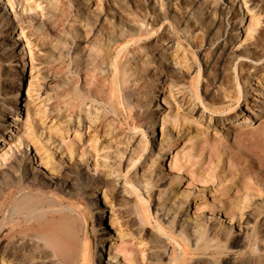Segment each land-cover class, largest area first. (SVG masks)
I'll list each match as a JSON object with an SVG mask.
<instances>
[{
    "label": "rangeland",
    "instance_id": "1",
    "mask_svg": "<svg viewBox=\"0 0 264 264\" xmlns=\"http://www.w3.org/2000/svg\"><path fill=\"white\" fill-rule=\"evenodd\" d=\"M10 1L13 3V7L9 5L8 0H0V14L10 19L13 27V33L9 34V27L1 26L0 21V37L3 34L7 37L6 39L0 38V105H7L6 101L11 97V92L17 89L15 88L17 73H21L22 70L24 72L19 95V97L22 96L20 101L22 105L18 106L17 119H10L12 122L10 129L6 132L7 135L3 136L4 139H0V171L7 172L6 165L15 157H20L22 153L24 160H28L30 164L32 176H44L46 180L53 178V175L39 163V157L36 154L39 149L40 153L45 151L44 154L56 166L58 165V168L62 169L63 174L72 177L67 179L74 185L70 188L72 189L71 196L66 194L67 196L58 197L65 205H72L75 211L73 213L64 211V218L58 221L60 224L57 222L51 226L54 231H50L49 236L53 233L59 238H57L58 242H66L65 235H67L70 226L66 224H70L71 221L75 225V222L78 221L75 226L79 232L76 244L81 242V245H76V249L80 251L78 256H81V258L77 256L76 263L79 264H83V256L86 257L87 264H91L93 258L94 261L97 259L99 252L102 253V264H107L109 263L108 251L119 245L132 250L135 255L134 264H245L247 259V261L249 259L251 261L256 258L258 254L254 248H251L254 246L251 236L258 232L264 234L263 219L259 218L258 221L251 217L244 220L240 219L238 213H233V215L229 213L227 201L233 198L235 186L229 187V185L231 186L228 179L230 176L225 179L224 173L227 168L226 157L230 156L231 152H240L250 160V153L256 149L254 139L249 142L245 141L243 146L233 141L234 130L237 128L238 122L244 126L246 124L245 131H249L259 123V117L264 116V0H65V2L62 0L68 6H70L69 3L79 5L85 15L82 25L86 24L85 26L92 31L99 30L95 33L96 36L94 35L97 39V43H94L107 48L106 50L103 47L106 50L104 59L108 57L109 60L115 61L117 58L124 62L122 53L118 56L115 46L116 43L123 42V39H118L120 37L119 30L125 31L129 28L135 33L145 32L141 36V40L129 42L131 44L129 50L143 49L150 56L149 63L146 65L147 77L146 74L143 75L146 81V98H144L145 95H142L137 102H133V107L135 106L133 109L126 107L121 87H118L120 94L118 91L110 89L112 76L103 74L104 70L107 71L108 59L104 60L103 65L98 59L99 55H96L98 58L95 61L92 60L93 49L89 54L88 52L87 54L86 52H81L79 55L74 54L76 45H81L84 42L82 29L85 28L83 26L79 24L72 28L68 25L64 28L55 26L47 16L46 1L44 0H38L41 6L31 11H22L20 4L16 3L22 2V0ZM33 1L35 0H24V5L32 4ZM256 13L260 14L258 24L254 28L252 27L251 34L255 36L261 31V43L257 48H254L251 44L253 38L248 36L250 32H246V29L250 18L258 15ZM29 20L32 21L31 30L33 32L28 28L21 31L23 25L27 24ZM137 21H144L145 24L136 23ZM153 29L154 34H147ZM112 30H115V36L110 33ZM159 35H164L160 38L161 40H158ZM223 42H226L225 46L221 47ZM5 43L16 44L13 49V51L15 50L14 60L20 59L22 53L23 63L10 58L8 52L3 50ZM62 45L64 46L62 47ZM22 48L23 50H21ZM68 50L70 56L66 55ZM252 58H261V60L252 61ZM254 62L257 65V78L250 77L243 86L241 79L247 77L246 69L251 67V64L254 65ZM234 64L237 65L238 82L243 88V93L246 91L239 103L235 104H233V99H230L237 89L233 73ZM239 66L243 67L242 72ZM90 72L98 78L96 87L99 90L95 87L85 86L90 89V93H87V89L84 88V74ZM98 74H101L102 79ZM104 78L106 79L104 80ZM218 78H220L222 86H219ZM106 81L108 82L107 89H109L107 94L101 90L100 86L102 83L106 85ZM160 85L163 86V90L154 93L155 98L147 93L150 87V89H155ZM172 86L174 87L172 88ZM92 88L95 90L93 91ZM99 92L101 95L98 94ZM193 95L198 97L206 107L207 117H212L207 136H205L207 132L204 130V125L202 126L203 122L197 124L194 118L196 116L199 118L198 114L190 111L193 108L192 103L197 104L193 100ZM157 105L165 110L170 108L172 112H178L181 118L180 123L175 127L170 123H165L163 126L165 129L156 125L158 139H155L153 144L161 145V151L167 149V144H170L169 156H166V159H161L156 155L155 146V150L150 149L152 127L149 117H158L160 119L158 123L162 122ZM78 106L81 108L76 109ZM82 109L90 110L89 115L98 118L95 124L93 121L96 119L89 121L91 116L89 120L85 121V115H82V113L85 114V111ZM217 109H219L218 111L225 109V111L213 113ZM66 111L67 113H65ZM76 113L80 114V122L76 118ZM234 116L238 122L234 124L223 122L225 118L233 119ZM183 117L185 118L182 119ZM132 124L136 129H133ZM10 131H13L15 135L10 134ZM198 132L203 133L204 138L202 134H200L201 136L197 134ZM17 133L24 144H28V148L22 145L19 148L20 152L12 142V140L16 141ZM133 134L134 136H132ZM191 136L194 137L189 142L187 139L192 138ZM195 136L197 137L195 138ZM199 137L202 138L201 140H208L210 145L217 143L214 148L215 152L217 151L216 154L220 158L222 157L220 163L217 159H213V163L209 164L206 155H202V160H197L199 162L196 164L197 167L204 162L200 166L201 168L197 167V169L214 172L215 175L212 176L214 178L200 176L194 171L195 169L190 173L184 163L178 168H169L168 162L172 155L178 152V157L183 162L182 155H185L192 145L197 146L202 143V141L201 143L198 141ZM34 142L36 147L33 146ZM192 142L198 144H192ZM247 143L254 144L255 149L253 145L248 147ZM144 144H146L145 149H143ZM196 151L191 153H196ZM151 156L152 158H150ZM125 157L139 159L136 168L129 171L130 174L128 173L127 178H120L122 180L118 182L125 184V180L128 178L133 179L138 188L135 193H141L145 197H147L145 191L149 190L151 198L148 206L137 202L136 194L133 193V195L132 191L130 192L129 185H126V195L129 191L128 197L121 195L120 189H118L119 192H113L115 193L113 197L115 199H113L107 194L103 195L105 188L102 189L103 193L98 192L95 188L93 190V187L78 173L80 169L85 168L88 174L96 177L101 174V171L107 174L108 170L117 169L120 164V172L125 174L126 170L122 166L123 164L127 165L123 161ZM221 167L223 172L219 170ZM256 170L255 167L254 171ZM150 179L151 185L144 183L150 182ZM52 180L56 181V179ZM67 180L63 181L68 184ZM258 180L264 183L263 173L259 175ZM225 187L229 193L225 191ZM158 191L163 192L159 201L156 200ZM91 192L96 194L98 197L96 199L97 206L105 213L103 228L109 233V240L113 246H110L109 240L102 244L101 241L105 239V236L91 222L90 216H93V211L95 212L89 203L91 202L89 198L92 195ZM222 192L227 194L226 197L224 196L225 198L222 196ZM254 203L262 204L263 202L262 200L257 201V196L252 195V198L249 197L248 203H244V205L249 206ZM157 204L163 205L161 207ZM156 207L159 210L156 211ZM249 211H251V207L244 210V218ZM164 212H166L168 220L160 219L162 213L165 215ZM59 214H55V218ZM117 214L120 215L121 220H117V226L112 229V226L109 225L110 218ZM80 215L87 223L84 231L79 228ZM147 215L149 218L146 217ZM209 215L217 217L220 220L219 224L216 222L211 225L203 218ZM132 216L137 218L136 221H131L130 217ZM169 220L174 222L170 223ZM121 222L125 224H122V227ZM159 224H163L168 233L171 230L175 231L173 233H177L182 226L186 232L188 230L187 234L191 241L198 235H202L203 241L198 242L200 243L198 251L194 250L195 246L192 247L190 242L185 243L181 238H175L179 239L177 241H181L187 255L185 259L173 261V249L177 253H180L181 249L176 242L169 238L156 241V234L161 233L158 231ZM170 225H172V229ZM6 233L7 230L0 234L1 243L8 239L5 238ZM53 234V240L54 238L56 240ZM58 242L56 244L59 245ZM102 245L104 246L103 250ZM86 247L87 249H85ZM116 256L121 262V255ZM68 258L69 256L63 259V263L61 261L53 263L71 264L72 261L67 260ZM81 261L82 263H80ZM0 264H5V262L0 259ZM122 264L127 263L122 262Z\"/></svg>",
    "mask_w": 264,
    "mask_h": 264
},
{
    "label": "bare ground",
    "instance_id": "2",
    "mask_svg": "<svg viewBox=\"0 0 264 264\" xmlns=\"http://www.w3.org/2000/svg\"><path fill=\"white\" fill-rule=\"evenodd\" d=\"M44 1H46V11L48 14L47 16L50 18L49 20H51V22L54 23L55 26H60V27L64 28L65 26L68 25L72 28L73 26L79 24V25L83 26V28H85V29H82L84 31V34L82 36V38L84 39L83 40L84 42L81 45H79V44L76 45V52L74 54L79 55V53H81V52H83V53L86 52V54L88 52V54H89L93 49L94 54H92V52H91L92 60L95 61L98 58L97 56L99 55L100 58H98V59L101 60V64L103 65L104 60L108 59V57H106L104 59V56H105L104 51H106L107 48H105L103 46L106 49L105 50L103 47H101V44H96L97 39L95 38V36H96L95 33H97L99 30L97 32L94 30L92 31L87 26H85L86 24L82 25V22H83L82 19H84L85 15L83 14L79 5H77L76 3L75 4L69 3L70 6H68L66 3H64L65 0H63L64 2L62 0H44ZM8 2L10 3L9 5L11 7H13V3L10 0H8ZM16 3H18V5L20 4V8L22 9V11H24V10L25 11H31V10L37 9L41 6V4L38 0L33 1L32 4L27 3L26 6L24 5V0H22V2L18 1ZM162 5L163 4L161 2V6ZM256 14H258V13H256ZM259 15L260 14L256 15L255 17L253 16L250 18L249 25L246 29V32H248V33L250 32L248 34V36L253 38V41L251 44L254 48H257L259 46V44L261 43V35H260L261 31L258 32L257 35H255V36H252V34H251L252 27L254 28V26H256L258 24ZM0 21H1V26L5 25V27L6 26L9 27V29H10L9 34H12L13 33V27L11 26L10 19L8 17H5L2 14H0ZM136 23L145 24L144 21L143 22L137 21ZM31 24H32V21L29 20L27 24L25 23V25H23L24 27L21 28V31H23L24 28H28L29 30H31L32 29ZM147 25H149V24H147ZM88 26H89V23H88ZM60 27H59V29H62ZM92 28H94V27H92ZM61 32H64V31L61 30ZM114 32H115V30H112V32H110V33H112V35L115 36ZM164 32H165V29H164ZM185 32H188V31H185ZM143 33H145V32L135 33L132 30H130L129 28H127L125 31L123 29L119 30V36L120 37L118 36L119 37L118 39L119 40L123 39L122 41L126 42V43L125 44H122L123 42L119 43V44L116 43L115 46H116V49L118 50L117 51L118 56L122 53V57H124V62L120 61L117 58L115 59V61L108 59L107 60V71L106 70L103 71V74L106 73V74H108V76L109 75L112 76V78H110L111 79L110 80V84H111L110 89H112L115 92L118 91V87H121L123 89L122 91L124 94H122V95L124 96L126 107L129 109L131 107H132V109L135 108V106L133 107V104H134L133 102H137L138 99H140V97L142 95L143 96L145 95L146 81H145V78L143 77V75L146 74V77H147V73H146L147 66L146 65L149 63L150 56L146 52H144L146 50H143V49L136 48L137 50H129V47L131 46V44L129 42L133 41V40H141V36L144 35ZM154 33H155V31L153 29V31H148L147 34H154ZM190 34H192V33H190ZM4 35L5 34H3L0 38L6 39L7 37H6V35L5 36ZM163 36L159 35L158 40ZM227 36H228V34H227ZM192 37H190V38H192ZM82 38H81V40H82ZM192 39H194V37ZM231 39H232V37H231ZM231 39H230V43L232 42ZM245 40H246V38H245ZM94 42H96V43H94ZM225 43L226 42H223V45L221 47H224ZM15 46H16V44L9 45V44L5 43L3 45V50L5 52H8V55L10 56L11 59H13V61H17V62L21 61L23 63L24 60L22 58L23 57L22 53L20 54V56H21L20 59L14 60L15 56L13 54H14L15 50L13 51V49L15 48ZM63 46L64 45H62V47ZM21 50H23V48ZM66 55L70 56L69 50L66 52ZM101 57H102V59H101ZM85 59H86V57H85ZM89 59H90V57H89ZM92 60H91V62H92ZM259 60H261V58H256V59L252 58V61H259ZM143 64H145V65H143ZM253 64L254 65L251 64V67L246 69L247 77H243L241 79L243 82V86L248 82V79H250V77L257 78V75H256L257 74L256 73L257 72V67H256L257 65L255 64V62ZM233 66H234L233 67V73H234V77L236 80V86L235 87L237 89H236L235 94H233V96H231L230 99H233L232 100L233 104H235V103H239L241 98L244 97L243 95H244V93H246V91L243 93V91H242L243 88L241 87L240 82H238L237 73H236L237 72V65L234 64ZM23 69H24V66H23ZM239 69L241 72L243 71V67L239 66ZM23 72H24V70H22L21 73H17V76H16L17 79L15 80L16 81L15 88H17V89H15L13 92H11V97H9L6 101L7 105H0V139H4L3 136L7 135L6 132L8 131V129H10V126H11L10 123H12V122H10V119H13V120L17 119L18 106L22 105V103H20V101L22 100V96L19 97V95H20L21 79L23 77L22 76ZM199 74H200V72H199ZM199 74H198V77H200ZM84 75H85V77H84V84H85L84 88L87 89V93H90V89H89V87H85V86L95 87V89L99 90V88L96 87V85H98L96 82L98 78H96L93 75V73H91V72L85 73ZM100 78H101V76H100ZM106 78H107V75H106ZM106 78H104V80ZM219 80H220V78L217 79V81H219ZM220 81H219V86H222V83ZM108 82H109V80H108ZM108 82L106 83V85L103 83L100 84V86L102 88L101 90H103L105 93L109 90V89H107ZM215 84H216V82H215ZM173 87L174 86H172V88ZM150 88H149V91L148 92L146 91V92L149 95H151V97H154V93H159L161 90H163V86H161V85H160V87L157 86L155 89H150ZM92 89H93V91L95 90L94 88H92ZM244 89H246V88H244ZM108 93H109V91H108ZM98 94L101 95L100 92ZM119 94H120V92H119ZM12 95H14V96H12ZM103 96H105V94H103ZM109 98H111V97H109ZM144 98H146V95ZM243 99H244V101H246L245 98H243ZM193 100L195 101V103H197L196 104L197 109H196V105H194V103H192L193 108L190 109V111L192 110L191 111L192 113L195 112L194 114H196V113L198 114L199 118H197V116L194 118L197 121V124H202L201 122H203L202 126L204 125V128H205L204 130L207 132V134L205 132L204 133L206 134L205 136H207L209 134L208 127L211 126L210 122H211L212 117H210V116L207 117V112H205V111H207V109L205 106H203L202 101H200V99L198 97L194 96ZM108 101H110V100L108 99ZM194 101H192V102H194ZM111 103H112V101H111ZM157 107L159 108V116L162 118L161 119L162 122L158 123V121L160 122V119H158V117L157 118L156 117H151V118L149 117V123L152 127L151 128L152 143L150 145V149L155 150V148H156L157 149L156 155L160 156L161 159H164L166 156H169L170 144H167V149H165L164 151H161V148H160L161 145L157 146L156 143H155V145L153 144V141L155 139H158V135H156V131H158V128L156 129V125L158 124L161 127H163V126H165V123H170L171 126L175 127L180 123L181 118L179 117L178 112L174 113L171 111L170 108H168V110H165L164 108H161L160 105H157ZM66 108H68V107H66ZM79 108H81V107L78 106V108H76V109H79ZM92 108L94 109V106ZM115 109H116V107H115ZM80 110H79V113H80ZM218 110L219 109L213 111V113L217 114V113H223L225 111V109L222 111H218ZM82 111H85V114L82 113ZM82 111H81L82 115L83 116L85 115L84 116L85 121L87 119L89 120L90 116L92 117L91 114L89 115L90 110H88V109L83 110L82 109ZM98 111L100 112V109ZM191 112H190V114H191ZM65 113H67V111ZM79 113H76L77 114L76 118L80 122L81 117H80ZM204 113H206L205 116H204ZM27 117H28V115H27ZM93 117L89 121L91 122L92 119L93 120L96 119L95 121H93L94 122L93 124H95V122L97 121L98 118H95V117L93 118ZM184 118L185 117H183L182 119H184ZM201 120H204V121H201ZM89 121H87V122H89ZM225 121L234 124L235 122H238V119H236V116H234L233 119L225 118L223 120V122H225ZM90 122H89V124H90ZM132 126H133V129H136L133 124H132ZM245 126H246V124H245ZM245 126L242 123L239 124V122H238L237 128L234 130L233 141L236 144L243 146L246 143L245 141L249 142V140L254 139V141H255L254 144L256 145V149H255L254 144L247 143L248 147H250V146L252 147V145H253V148L255 149V151H252L250 153V160H248L246 157H244L240 152H234V153L231 152L230 153L231 155L226 157L227 168L225 169L224 178L226 179L230 176L228 179H229V182H231V186L229 185V187L235 186L234 191L236 193V194L234 193L233 198H230L231 200L229 199V201H227V203L229 204V206H228L229 210L228 211L231 215H233V213H238L241 217L240 219L248 220L249 218L253 217L254 219L258 220L259 218H262L263 222H264V189H263L264 183H261L260 180H258L259 175L261 173L264 174V116L259 117V123L257 125H255L253 128H251L252 130L245 131V128H246ZM12 128H13V125H12ZM78 128H79V125H78ZM135 132H136V130H135ZM201 132H202V130H201ZM201 132L200 133L198 132L197 134L203 135V133H201ZM10 134L15 135V133H13V131H10ZM199 135H197V136H199ZM132 136H134V134ZM143 136H145V135L143 134ZM197 136H195V138ZM120 137H123V136H120ZM193 137L188 138L187 140L189 142H191L190 140H193ZM202 137L204 138V135ZM15 138H16V141L14 142L12 140V142L15 144V147L18 150V152H20L19 148L22 145H23V147L28 148V144L27 143L24 144V141L20 138L19 133H17ZM201 139L202 138H200L198 140V138H197V140L200 143L202 141L201 144H198L197 143L198 141L195 142L198 145L197 146L192 145L190 147V150L185 155L184 154L182 155L183 156L182 158L184 160L183 162L181 161V158L178 157V152H176L175 155H172L171 160H169L170 162H168L169 168H175V167L178 168V167L183 165L182 163H184V166H186L189 169L190 173L195 171L200 176H203L206 178H207V176H210L211 178H214V177H212L213 175H215L214 172L210 173L209 171H207V172H205L203 170L200 171L199 168H201L200 166L204 162H202V164L200 166L197 165V167H199L197 169L196 164L199 162L197 160H202L201 159L203 157L202 155H206V157L208 159V161L207 160L206 161L209 164L213 163L212 162L213 159H217V161L220 163V159H222V157L220 158L219 155L216 154L217 151L215 152L216 149L214 147H216L215 145L217 144L215 141H214L215 143L213 142L214 145H210V144H208L209 143L208 140L206 141L205 139H203V140H201ZM95 140H97V139H95ZM176 140H175V142H177ZM195 143L192 142V144H195ZM248 144H250V145H248ZM174 145H175V143H174ZM33 146L36 147L35 142L33 143ZM154 146H155V148H154ZM194 146H196V147H194ZM145 148H146V144L143 145V149H145ZM193 151L194 152L196 151V153H191ZM40 152L41 151H39V149H37L36 154L39 157V163L41 166L44 167V169H47L50 172V174L53 175V178H51V179L46 180V178L44 176L43 177L42 176L36 177L34 175L32 176L30 173V168H29L30 164L28 163V160H24V155H22V153L20 154V157H15L13 160H11L6 165L7 172L0 171V234H2L3 231L7 230V233L5 234V238L6 239L8 238L5 242H2V243L0 242V259L2 262H5V264H51V263L54 264L53 262L60 263V261L62 262V260L66 259V257H68V256H69V258L67 260L70 259V261H72L71 264L72 263L75 264L77 262L78 252H80V251H78L76 249V245L81 243V242H78L76 244L77 233H79V232H77V228L75 225H77L76 223L78 221L75 222V225L72 224L73 222L71 223V221H70V224H66V225H70L69 230L67 231V235H65L66 242H64V243H60L61 241L58 242L59 238L57 236H55L53 233L52 234L56 237V240H55V238L53 240L52 234H51L52 237L49 236V232L50 231L52 232V230H53V228L51 226L56 224L61 218H64V214H63L64 211H66V212L68 211L69 213H71V212L73 213L75 211L73 209L72 205H65L63 202L60 201V199L58 197V196H67V195H69V197L71 196V194H72L71 190L72 189H70V188H72L74 185L72 182L67 180L71 176H69L65 173L63 174L62 169L58 168V165L56 166V164L54 162H52L51 159L47 155L44 154L45 151L43 153H40ZM170 154H171V152H170ZM30 155H31V153L29 154V156ZM150 158H152V156ZM138 159H136L135 157L134 158L125 157V159L123 161H124V163L126 162L127 165H125V166H124V164L122 165L126 170L125 174H122L120 172V169H119L120 164H118L117 169H112V171L108 170L107 174L105 172L101 171L100 172L101 174L96 176V177L91 175V174H88L86 172L85 168L83 170L80 169V171L78 173L81 174L83 179L85 181H87L93 187V190L96 189V190H98V192L101 191L103 193L102 189L105 188L104 194H103L104 196H106V194H107V196L109 195L110 198H113L114 194H115L113 192H119V191H120L119 193L121 195H126V188H127L126 185L130 186V192L132 191L131 193L133 194V193H135L136 189L138 190L137 185L135 184L133 179L128 178V180H125V184L124 183L120 184L118 181H121L123 178H127L129 171L131 169L136 168ZM200 163H201V161H200ZM216 164H218V163H216ZM216 166H214V167H216ZM255 167L257 168L256 171H254ZM219 170L222 171V167ZM112 174H113V176L111 177ZM120 178H122V179H120ZM52 179H56V181H53ZM63 180H67L69 183L67 184ZM144 183L147 185H151L150 184L151 179H150V182H147V183L144 182ZM237 183H239V184H237ZM124 186H125V188H124ZM100 187H102V188L100 189ZM150 188H151V186H150ZM118 189H120V190L118 191ZM231 189H229V190H231ZM225 191H227V188L225 189ZM128 192H127V195H128ZM145 192H146L147 197L143 196L141 193H138V194L135 193L136 199H137V202L139 204H142L143 206H148L150 203L149 199L151 198V195L149 193V190H146ZM162 193H160L159 191L157 192V194H156L157 195V199H156L157 201L160 200V195ZM227 193H229V192L227 191ZM91 194H92L91 197H89L91 199V202H89V203H90V205H92L93 209L95 210V212L93 211V214H92L93 216H90L91 222L93 223V226L98 228V231H100L101 234L103 236H105V239L103 241H101L102 244H104V242L109 240V233L106 232L103 228V224H104L103 219L106 216H105V213L103 211H101L99 209V207L97 206L96 199L98 197L96 196V194H94L92 192H91ZM127 195H126V197H128ZM226 195L227 194L225 192H222L223 197L224 196L226 197ZM252 195L257 196V201L262 200L263 203L262 204L254 203V204L249 205V206H246V204L244 205V203H248L249 197L252 198ZM113 199H115V198H113ZM162 205L163 204H157V206H161V207H162ZM250 207H251V211H249L247 216H245V218H244L243 217L244 216V210H246ZM145 208L147 209V207H145ZM160 209L162 210V208H160ZM157 210H159V209L157 208L156 211ZM66 212H65V214H66ZM147 212H148V210L145 212V215L147 214ZM226 212H227V210H226ZM58 213H60L59 216L56 215L57 218H55V214H58ZM164 213H165V215L162 213V216L160 217V219L168 220V217H166V212H164ZM75 215H79V214H75ZM146 217H148V215ZM120 218L121 217L119 214H117L116 216H113V215L111 216L109 225L112 226L111 227L112 229L115 226H117V224H118L117 220H119ZM130 218H131L132 222L136 221V219H137L136 217H133V216ZM203 218L208 223H211V225L212 224L214 225V223H216V222L219 224V221H220L217 217H214L212 215L205 216ZM78 220H80V223H79L80 226L78 225L79 228L84 231L86 229V226H87L86 220L84 219V217L82 215L79 216ZM169 221H168V223H169ZM171 221H170V223H171ZM156 222H157V220H156ZM172 222H174V221H172ZM57 224H60V223L58 222ZM122 224H124V223L121 222V227H122ZM163 224L158 225L159 226L158 231H160L161 233H157L155 236V239H156V241L157 240L162 241V240H166L169 238V239L173 240V242H176L179 245V247L181 249L180 253H177L173 249V252H172V260L173 261L175 259H177V261L181 260V259H185L186 255H187L186 250H184L182 247L181 241H177L179 239H175V238L179 237L185 243L190 242L192 247L195 246L194 250L198 251V249H199L198 244L200 245V243H198V242L203 241L202 235L201 236L198 235L197 237H195V239H193L191 241L189 239L188 234H187L188 230L186 232V229H184L182 226H181V229H179V231L177 233H173L175 231H172V230H171L172 232L169 230L170 232L168 233L167 231H165L166 229H165V227H163L164 226ZM170 226L172 229V225H170ZM246 226H247V224H246ZM81 230H80V232H81ZM122 230L124 231V229H122ZM123 234H125V233H123ZM251 237H252L251 240L254 242L253 243L254 246L251 248L252 249L254 248L255 251H257L256 253L258 254V256L254 259H251V261H250V259H249V261H247L248 260L247 259L245 264H264V234L261 232H258ZM249 238H250V236H249ZM200 239H202V240H200ZM56 241L59 243V245L56 244L57 243ZM157 243H159V242H157ZM109 244H110V246H113V244L111 243V240H109ZM101 248L103 250L104 246L102 245ZM85 249H87V247ZM116 255H121V257H122L121 262L118 261ZM10 256H11V258H10ZM79 256H78V258H79ZM107 257L109 260V263H107V264H111L112 262H114V264H122V262L123 263L125 262L127 264H134V259H135V255H134V253H132L131 249H129L127 247H122L120 245L118 247L115 246L113 248H110V250L107 253ZM80 258H81V256H80ZM101 258H102V253L99 252L97 255V259H95V261H94V258H93V260H92L93 262H91V264H102ZM86 260H87L86 257L83 256V264H85V263L87 264ZM170 262H172V261H170ZM80 263H82V261ZM76 264H79V263H76Z\"/></svg>",
    "mask_w": 264,
    "mask_h": 264
}]
</instances>
